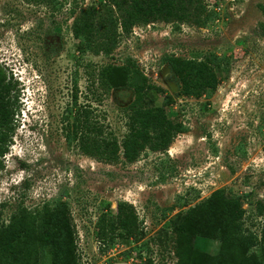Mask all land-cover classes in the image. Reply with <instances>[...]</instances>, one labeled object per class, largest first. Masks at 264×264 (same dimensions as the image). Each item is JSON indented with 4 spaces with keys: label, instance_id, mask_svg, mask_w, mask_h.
Here are the masks:
<instances>
[{
    "label": "rangeland",
    "instance_id": "374dc122",
    "mask_svg": "<svg viewBox=\"0 0 264 264\" xmlns=\"http://www.w3.org/2000/svg\"><path fill=\"white\" fill-rule=\"evenodd\" d=\"M109 4L0 0V66L14 84L15 104L14 132L1 157L0 227L19 206L33 213L44 204L65 206L78 264H185L176 255L174 226L186 227L183 215L222 190L244 211L242 234L260 240L264 0H202L197 17L193 12L182 21L137 23L125 32L119 25L109 53L79 52L74 19L87 9L95 11V18H107L101 11ZM213 56L220 60L214 62ZM175 58L208 63L221 83L213 92L183 96L171 69ZM136 84L144 88L143 102L162 109L183 132L165 151L146 149L133 161L123 158L122 149L114 163L86 155L80 133L73 138L75 112L89 105L120 144ZM25 178L29 184L13 193L12 186ZM118 204L133 210L132 236L108 232L106 223L115 218ZM188 248L215 255L220 241L196 235ZM249 253L260 256L262 249L258 245ZM42 258L49 264L47 247Z\"/></svg>",
    "mask_w": 264,
    "mask_h": 264
},
{
    "label": "trees",
    "instance_id": "16d2710c",
    "mask_svg": "<svg viewBox=\"0 0 264 264\" xmlns=\"http://www.w3.org/2000/svg\"><path fill=\"white\" fill-rule=\"evenodd\" d=\"M112 8L118 12V20L113 17ZM202 11V0H110V4L103 6L101 11L106 12L107 18H95V11L87 9L74 19L72 34L78 41L79 52L109 53L116 45L119 25L125 32L137 23L182 21L187 20L189 14L195 12L197 17ZM103 20L108 23H103ZM213 60L216 62L220 58L213 56ZM170 64L183 96L213 92L221 83V78L206 62L175 58ZM216 66H220L218 62ZM13 89L14 84L5 68L0 66V171L4 167L1 157L7 152V143L14 132ZM143 89L140 84L133 86L134 101L128 107L129 125L120 144L116 136L96 120L89 105L75 112L73 138L80 133L86 155L114 163L120 159L122 149L123 158L133 161L146 149L165 151L175 135L183 132L181 124L168 121L162 109L143 102ZM243 214L240 203L227 198L222 190L214 192L203 204L189 209L183 215L186 227L174 226L179 236L176 251L179 260H186L185 264H264V233L260 240L257 236H244ZM108 223V232L123 230L126 232L125 235L120 234L123 238L134 235L136 217L127 204H118L115 218ZM106 225L102 234L106 233ZM185 229L186 232L183 231ZM196 235L218 239V252L208 255L198 249L189 250L188 246ZM258 245L262 249L260 256L249 253ZM46 247L50 253L49 264H78L76 234L65 206L50 208L44 204L41 212L34 213L19 206L10 215L8 223L0 227V264H46L42 258Z\"/></svg>",
    "mask_w": 264,
    "mask_h": 264
},
{
    "label": "clouds",
    "instance_id": "9594fccd",
    "mask_svg": "<svg viewBox=\"0 0 264 264\" xmlns=\"http://www.w3.org/2000/svg\"><path fill=\"white\" fill-rule=\"evenodd\" d=\"M14 138V137H13ZM12 138V139H13ZM12 146V145H11ZM26 184V186L29 184V182H28V178H25V179H22V180H20L18 183H16V184H14L13 186H12V191H13V193L15 192H19V190L22 188V189H24V185ZM22 193V192H21ZM1 204H3V203H1ZM0 204V205H1Z\"/></svg>",
    "mask_w": 264,
    "mask_h": 264
},
{
    "label": "water",
    "instance_id": "95a60500",
    "mask_svg": "<svg viewBox=\"0 0 264 264\" xmlns=\"http://www.w3.org/2000/svg\"><path fill=\"white\" fill-rule=\"evenodd\" d=\"M113 264H129V263H126V262H117V263H113Z\"/></svg>",
    "mask_w": 264,
    "mask_h": 264
}]
</instances>
